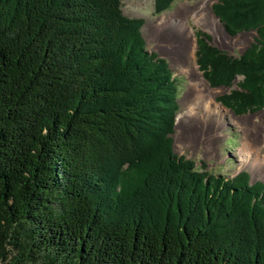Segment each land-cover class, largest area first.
Returning <instances> with one entry per match:
<instances>
[{"label":"trees","instance_id":"obj_1","mask_svg":"<svg viewBox=\"0 0 264 264\" xmlns=\"http://www.w3.org/2000/svg\"><path fill=\"white\" fill-rule=\"evenodd\" d=\"M212 9L256 36L228 55L200 33V70L264 110V0ZM142 22L120 0H0V264H264V184L173 151L178 78Z\"/></svg>","mask_w":264,"mask_h":264},{"label":"rangeland","instance_id":"obj_2","mask_svg":"<svg viewBox=\"0 0 264 264\" xmlns=\"http://www.w3.org/2000/svg\"><path fill=\"white\" fill-rule=\"evenodd\" d=\"M121 10L124 15L130 18L142 19V25L140 27L141 34L146 42V48L149 52H154L158 56L165 58L168 65L173 72L174 76L178 78L179 83V93H178V111L175 116V127L174 133L172 134L173 139V151L177 155L184 156L187 159H192L198 168L206 167V169L213 174H223L227 177H232L238 173L244 171L249 175L250 182L261 181L264 184V165L261 169L253 167L251 164H244L243 159L240 156V148L242 146L243 134L240 127L235 123V116H245L250 115L254 120V124L260 128L264 125V110H256L253 112L246 113H235L230 108L223 106L217 98L228 93L231 87L218 86L212 87L217 89L216 103L219 106V113L217 115V128L221 132V137L218 139L217 146L215 149L209 153L203 147V143L200 144L196 149H190L186 146H180L176 142V133L178 132L177 127H181L184 131L191 128L192 121L191 118L186 114V109L183 107L182 98L186 92L187 86L189 84L187 75L180 70V64L173 62L168 54H165L158 49L157 43L151 38V31L154 26L159 25L161 18L165 15L173 17L178 11L184 10L183 15H185L186 27L190 28L194 33L195 38V48H194V60L197 66V41L202 36L200 33L209 36V44L217 47L218 49L225 51L228 55H235L242 53L252 42L253 38L256 36L254 31L241 32L234 36H230L224 30L222 23L220 22L218 16L215 15L212 9V5L216 3L217 0H210V11L213 14V18L217 19L219 26L223 29L226 35L216 36L211 32L212 26V16L209 13V9L204 7L200 10V22L196 23L195 19L192 17L191 13H187L189 9L197 5L198 3L206 2L208 0H174L168 8L161 12H156L154 7V0H120ZM208 9V10H207ZM205 12V13H204ZM205 18H204V17ZM209 16V17H208ZM212 18V19H213ZM175 21L170 22L165 27L157 26L159 30V40L176 41L179 42V33L176 29V22L181 21L180 17H174ZM210 22V23H209ZM188 24V25H187ZM200 68V67H199ZM202 71V70H201ZM203 72V71H202ZM204 76V72H203ZM241 80L238 76L234 82L237 83ZM208 82V81H207ZM209 84V83H208ZM210 85V84H209ZM211 86V85H210ZM210 123L214 122V118L209 120ZM262 125V126H261ZM264 154V148H263Z\"/></svg>","mask_w":264,"mask_h":264},{"label":"bare ground","instance_id":"obj_3","mask_svg":"<svg viewBox=\"0 0 264 264\" xmlns=\"http://www.w3.org/2000/svg\"><path fill=\"white\" fill-rule=\"evenodd\" d=\"M193 6L187 13H191L196 23L200 22V10L204 7L209 9V13L213 18V14L209 8L210 0ZM183 13L184 10L178 11L173 17L165 15L161 18L158 23L159 25H157L165 27L170 22L175 21L174 17H180L181 21L176 22V29L180 38L179 42L159 40L160 35L158 34L160 28H157V26H154L151 31V39L157 43L159 50L168 54L171 60L176 62L175 64H180V70L187 75L189 81L182 98V104L186 109V114L193 120V123L187 131H184L180 126L177 127L176 142L180 146H186L190 149H196L203 143L202 145L209 155L217 146L218 139L222 135L216 123L217 115L220 112V105L216 103L215 98L218 90L208 84L203 76V72L195 63L194 32L186 27V23H184L185 15ZM212 18L211 32L216 36L226 35L219 26L217 19ZM211 118H214V122L212 123L209 122ZM235 123L240 127L243 134L242 146L240 148V156L243 159V163L245 165L251 164L253 167L261 169L262 165H264V125H261V128L256 126L250 115L235 116Z\"/></svg>","mask_w":264,"mask_h":264},{"label":"water","instance_id":"obj_4","mask_svg":"<svg viewBox=\"0 0 264 264\" xmlns=\"http://www.w3.org/2000/svg\"><path fill=\"white\" fill-rule=\"evenodd\" d=\"M219 18V17H218Z\"/></svg>","mask_w":264,"mask_h":264}]
</instances>
